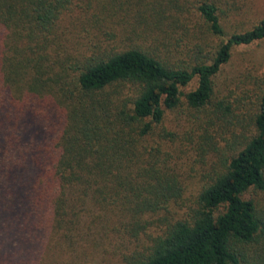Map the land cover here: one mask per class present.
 Wrapping results in <instances>:
<instances>
[{
  "label": "trees",
  "instance_id": "1",
  "mask_svg": "<svg viewBox=\"0 0 264 264\" xmlns=\"http://www.w3.org/2000/svg\"><path fill=\"white\" fill-rule=\"evenodd\" d=\"M74 1L0 0V264H264V72L220 80L264 18Z\"/></svg>",
  "mask_w": 264,
  "mask_h": 264
},
{
  "label": "rangeland",
  "instance_id": "2",
  "mask_svg": "<svg viewBox=\"0 0 264 264\" xmlns=\"http://www.w3.org/2000/svg\"><path fill=\"white\" fill-rule=\"evenodd\" d=\"M75 0L74 2H77ZM247 5L245 9L242 11L241 15H233V20H240L246 22V28L252 26L255 23H258L261 19L264 18V0H245ZM65 17V15H64ZM71 27V26H70ZM230 28V27H229ZM254 66L253 70L255 73H263L264 72V41L253 43L250 46H240L237 47L232 59L231 64L227 68V72L221 75V81L229 76V79L233 75H237L240 73V70H245L246 68L250 69ZM192 86L188 88H184L185 91H188ZM185 107V106H183ZM193 117V114L189 112L187 109L179 108L177 110H170L167 112L166 117V126L169 130L176 129L182 130L180 123L186 124V120L188 124H190L189 119ZM191 153H189L190 156ZM181 166L182 174L188 177L189 184H194L200 180V164L196 163L194 165V169H192L193 164L191 161L187 159V155L178 161ZM184 163V164H181ZM245 198H254L260 207L264 206V193L255 190L254 188L250 189L248 192L244 194Z\"/></svg>",
  "mask_w": 264,
  "mask_h": 264
}]
</instances>
